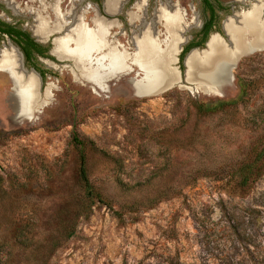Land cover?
I'll use <instances>...</instances> for the list:
<instances>
[{"label":"rangeland","instance_id":"obj_1","mask_svg":"<svg viewBox=\"0 0 264 264\" xmlns=\"http://www.w3.org/2000/svg\"><path fill=\"white\" fill-rule=\"evenodd\" d=\"M144 1L152 19L167 1L186 12L187 22L204 8L198 0ZM15 2L17 9H11L0 0V18L18 21L37 39L25 2L31 7L37 3ZM93 2L88 0L89 6ZM220 2L226 10H221L219 28L211 35L226 37L222 23L239 4ZM133 3H125L127 10ZM146 4L133 6L129 13L143 17ZM120 17L123 34L129 32L125 13ZM154 29L164 47L163 21H155ZM194 33L197 29L191 27L184 37ZM109 36L110 31L107 41ZM119 38L121 43L110 40V45L129 64V71L106 78L102 87L68 51L59 60L53 55L46 63L39 58L36 67L47 76L41 79L42 99L31 118L14 111L13 82L0 67V240L13 217L23 226L16 248H56L50 264H241V241L232 226H240L241 232V203L264 193V175L241 188L233 172L254 142L263 139L259 144L264 147V51L238 57L232 81L215 93L216 88L199 81L194 71L184 79L187 67L180 62L181 49L168 67L177 76L174 85L141 96L131 84L145 76L139 64L132 63L137 49L132 37L129 43L123 35ZM8 40L0 36V49L9 46ZM43 44L52 47L48 41ZM65 45L75 48L74 41ZM106 52L104 47L97 53ZM240 94V103L224 111L204 114L196 109ZM28 104L30 115L34 106ZM73 135L89 141L85 153L91 181L110 202L97 203L88 217L75 220L73 203L81 191ZM73 222V236L60 233Z\"/></svg>","mask_w":264,"mask_h":264},{"label":"bare ground","instance_id":"obj_2","mask_svg":"<svg viewBox=\"0 0 264 264\" xmlns=\"http://www.w3.org/2000/svg\"><path fill=\"white\" fill-rule=\"evenodd\" d=\"M4 1L10 8L17 9L12 0ZM125 2L126 0H109L106 4L107 11L118 14ZM145 4L144 0H139L134 7L140 8ZM89 7H85L81 15H77L75 10L70 12L72 16L70 23L67 21V14H61L55 7L57 19L54 25H49V21L44 19H37L32 30L38 38L44 41L52 33H59L53 41L52 53L60 59L61 54L68 51L93 72L95 85L102 87L106 78L128 72L129 64L125 63L122 55L117 54L110 45V40L107 41L109 31L119 26V23L116 20H105L96 15L92 20L93 27H88L85 24L84 14L88 12ZM261 7L260 3H256L247 13H243L242 18L240 12L226 19L223 23V30L228 39L227 42L218 34H214L208 40L207 48L203 52L197 53V49L193 50L186 59L188 80L190 71H194L199 81H203L205 85L214 86L216 88L214 92L220 93V86L232 81L231 69L235 67L238 57L264 51V18L259 13ZM129 17L133 22L136 18L141 19L142 22V25L138 27L139 30H135L132 36V42L137 49L132 63L139 64L145 74L142 80H133L131 84L135 92L141 96L162 93L177 81V76L168 71V67L177 60L181 45L187 40L184 33L197 22V17H194L192 22H187L178 5L169 1L161 4V7L155 11L151 22L145 21L146 15L141 17L135 12H130ZM160 20L163 21L166 32L164 47L158 41V33L154 29L155 21ZM70 41L75 43V48L71 50L65 45ZM221 43H223V48L219 46ZM104 47L107 52L98 55L97 52ZM204 54L207 56L204 57ZM196 56L199 57L196 59ZM21 63V53L17 48L9 45L0 49V67L10 74L14 86V108L20 109L21 116L31 118L35 112V106L38 105V100L42 99V92L39 97L41 83L33 71L30 74H26L25 70L20 72ZM31 78L35 79L32 84L30 83ZM31 101L34 107L29 115L28 103Z\"/></svg>","mask_w":264,"mask_h":264},{"label":"trees","instance_id":"obj_3","mask_svg":"<svg viewBox=\"0 0 264 264\" xmlns=\"http://www.w3.org/2000/svg\"><path fill=\"white\" fill-rule=\"evenodd\" d=\"M217 0H203L204 7L209 13L212 12V20L209 27L203 29L201 39L187 44L181 55L180 62H184L185 56L193 48L204 47L212 27L215 3ZM219 28V27H218ZM217 28V29H218ZM202 33V32H201ZM8 35L11 40L23 51L26 62L37 69L42 76L46 71L36 67L37 56L39 53L44 58H51L45 52L48 48H43L37 44L30 36L29 32H25L20 28L14 27L0 19V36ZM183 65V63H182ZM181 65V68H182ZM241 101V94L233 100H219L215 104H200L196 109L199 113L211 114L224 111L227 108L237 106ZM261 139L259 142H261ZM258 141L254 142L248 157L242 161L241 166L237 168L233 175L239 178L241 188H248L253 182L264 175V147H260ZM72 145L79 151L78 179L80 183V194L77 201L73 203L74 220L80 216L88 217L93 207L97 204L110 205L109 200L98 189L90 178L87 166V155L85 149L89 145V141L79 138L77 135L72 137ZM152 198H149L151 201ZM134 202L133 205H136ZM7 233L0 240V264H50L56 248H16L21 245L20 237L23 230L19 220L10 217L6 226ZM75 223H69L63 226L60 233L71 237L75 234ZM232 231L236 238L241 241V264H264V193L253 199L251 202L241 203V232L240 226L233 225ZM8 247V248H6Z\"/></svg>","mask_w":264,"mask_h":264},{"label":"flooded vegetation","instance_id":"obj_4","mask_svg":"<svg viewBox=\"0 0 264 264\" xmlns=\"http://www.w3.org/2000/svg\"><path fill=\"white\" fill-rule=\"evenodd\" d=\"M12 1L14 2L15 5L17 4V2H15V0H12ZM29 1H32V0H29ZM34 1L37 3V7H31L28 2H25L26 4H28V5H25L26 8H27V11H25V12H27V13H29L31 15V17L34 20V23L37 21V19H42V20L44 19L47 22L49 21L48 22L49 25H54V22L57 19V15L55 13V7H57V9H59V11L61 12V14H64V15L67 14L66 18H67V21L70 23V22H72L71 21L72 20V16L70 15V12H72L73 10H75V12H76L77 15H81V13L85 10V7H89V5H90V3H88V0H34ZM93 1H94L93 2L94 5H91L90 8L87 9L88 12H86L84 14L85 23L89 27H92L93 26L92 20H93V18L96 15H98L100 18L105 19V20H113V21L116 20L119 23V26L113 27L110 30V37H109V39L112 40V41H114V42H116V43H121V39L119 38V34H120V35H123V37L125 39V42L126 43H129L130 40H131V37L133 35V31L134 30H139L138 27L140 26V22H139L138 18H136V20L132 23V22H130V17H129V11L133 10V6L137 2V0H126V2H125L126 4L129 3V2H131V3L134 2L133 5H131V10H127V7L125 6V3H124L123 6H122V10L118 14H112V13H109L107 11L106 4H107V2L109 0H105L103 3H100L102 0L101 1L100 0H93ZM198 1L201 3V5L204 6L203 0H198ZM217 1H218V4L214 2L216 5H215V7H213L214 8V16H213L212 27H213V29H215V30H213V32L218 30L217 29L219 27V20L218 19H219V14L221 13V10H226V9H224V7H223L222 3L220 2V0H217ZM231 1L239 4V5H237V6H239V10L238 11H235L234 8H233L232 9V14L231 15L230 14L229 15H226V19L234 16L237 12H239V13L241 12V18H242L243 13H247L249 11V9L252 8V6L255 5L256 3H260L261 4L262 7L260 8L259 13H260L261 17L264 18V0H231ZM73 2H76V3L73 4ZM154 2H156V1H154ZM157 2H162V0H157ZM16 7H17V5H16ZM147 8H148V4H146V7H145V15H146V18H145L146 20L145 21L146 22H150L152 18H150L148 16L149 10H147ZM154 11L152 12V15L154 14ZM183 12H184V14L186 16V12L185 11H183ZM90 13L92 15L91 16H88V14H90ZM123 13H125V16H126L125 19L128 21L127 23L130 26L129 27V32L126 31V29H125L126 32L124 34H123V31L124 30L122 31V29H124L123 28V21H121V19H120L121 18L120 16ZM211 14H212V12L209 13V11H207L205 9V7L203 8V11H202V9H199V11L197 12V22H196L197 24L194 23L193 26H192V27H195L197 29V33H194V34L189 35L188 37H186L187 41L190 39L189 42H188V44L191 43V42H195V41H198L199 39H201V37L203 35V29H205L206 27H209V25L211 24L210 23L211 20H212L211 19L212 18ZM139 15H142V13H140V14L138 13V16ZM0 19L2 20V18H0ZM2 21H4V20H2ZM224 21H223V23H224ZM6 23L7 24H10V25H12L14 27L20 28L21 30H23V31L26 32L25 28H22V27H20L18 25V21H16V22L6 21ZM223 23H222V27H223ZM90 25H92V26H90ZM115 28H118V31L117 30L113 31V29H115ZM156 28H157V26H156ZM33 35H35V34L33 33ZM57 35L58 34H51L44 41V40H41L40 38H38L36 35L35 36L37 37V39H35L30 34V36L34 39V41L37 44H39V46H41L43 48H48V50L45 53L48 54L51 57H52L51 51H52V49L54 47L53 46V40H54V37H56ZM209 35H210V37L212 36L211 33ZM3 36H5L9 40H11V38L8 35H3ZM208 40L209 39H207V41ZM47 41L52 44V47L51 48H50L49 45L43 44V43H45ZM205 45H206V43H205ZM183 49H182V51H183ZM22 53H23V51H22ZM181 53L182 52H180L179 55H181ZM35 54L37 56V60L39 58L43 59V61L44 60H50L48 58L45 59L39 53H35ZM23 55H24V53H23ZM53 56H55V55L53 54ZM24 58H25V55H24ZM57 60H58V58H57ZM25 62H26V59H25ZM33 69H35V68H33ZM35 70L39 73L41 79H44V77L47 76L46 74H45V76H42L41 73L37 69H35ZM41 92H43V91L41 90ZM11 103L14 106L15 98H12V102ZM14 111H16V108H14Z\"/></svg>","mask_w":264,"mask_h":264},{"label":"water","instance_id":"obj_5","mask_svg":"<svg viewBox=\"0 0 264 264\" xmlns=\"http://www.w3.org/2000/svg\"><path fill=\"white\" fill-rule=\"evenodd\" d=\"M215 34H218L224 41H226V39H227V37H224V36H222L221 34H219V33H215ZM225 36H226V34H225ZM208 42V41H207ZM207 42H206V46H207ZM227 42V41H226ZM8 43H9V45H11L12 47H15V48H17V50H19V52L21 53V57H22V63H21V69H20V72H24L23 70H25V73L26 74H30V72L31 71H33L38 77H39V81H40V83H41V77H40V75H39V73L35 70V69H33V68H27L26 67V65H25V58H24V55H23V53H22V51H20V49L18 48V47H16L15 45H13L11 42H10V40H8ZM186 43V42H185ZM181 49H183V47H181ZM195 49H198V48H193V49H191L190 50V52L186 55V57H185V59H184V64H185V66H186V59H187V57L189 56V54L193 51V50H195ZM53 49H52V51H51V54L53 55ZM240 59V58H239ZM239 59L237 60V62H236V64H235V66L237 65V63H238V61H239ZM59 60V59H58ZM51 62H53V61H51ZM54 63V62H53ZM179 70V69H178ZM179 73H180V81L183 79L182 78V73H181V71L179 70ZM10 75V74H9ZM184 75H185V80L187 81L188 80V78H187V68H186V71H185V73H184ZM137 80H140V79H137ZM13 89H14V86H13ZM40 95H41V87H39V97H40ZM17 111H18V113H19V115H20V109L17 107Z\"/></svg>","mask_w":264,"mask_h":264}]
</instances>
